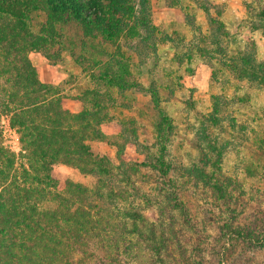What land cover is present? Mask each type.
<instances>
[{
	"label": "trees",
	"instance_id": "trees-1",
	"mask_svg": "<svg viewBox=\"0 0 264 264\" xmlns=\"http://www.w3.org/2000/svg\"><path fill=\"white\" fill-rule=\"evenodd\" d=\"M148 6L149 0H0V264H129L125 255L134 249L133 241L157 239L155 225L143 231L139 224H148L147 219L131 204L124 207L130 203L127 189L139 194L132 176L141 170L156 175L159 191L168 190L170 208H179L190 224L170 176L176 169L167 159L173 124L159 109L154 86L148 88L152 104L147 109L153 144L143 141L142 163L124 162L122 146H114L116 162L95 155L88 145L108 141L102 127L115 120L110 112L118 105L113 93L120 96L141 87L132 79L131 59L124 57L118 43L133 29L143 32L137 36L141 44L147 41L154 30ZM201 8L208 17L209 9ZM260 14L264 23V13ZM31 53H40L52 65L68 56L81 69L91 86L75 96L79 112L65 109L59 89L39 80ZM233 59L237 77L264 87V63L245 52ZM200 118L195 146L199 160L182 172L207 190L213 208L230 214L215 238L222 244L228 237L217 255L226 260L238 248L233 264H255L247 256L264 254V211L253 212L243 226L234 224L238 214L229 205L232 197L219 167L223 147L217 148L207 129V122L217 126L218 120L214 115ZM3 121L18 137L17 153L4 145ZM202 143L215 159L204 153ZM57 165L75 169L91 185L59 175ZM114 181L121 185L116 187ZM142 199L151 204L148 196L142 194ZM161 248L152 250L165 264Z\"/></svg>",
	"mask_w": 264,
	"mask_h": 264
},
{
	"label": "rangeland",
	"instance_id": "rangeland-1",
	"mask_svg": "<svg viewBox=\"0 0 264 264\" xmlns=\"http://www.w3.org/2000/svg\"><path fill=\"white\" fill-rule=\"evenodd\" d=\"M201 5L209 7L208 17L199 13ZM148 8L154 30L147 41L141 44L137 36H143V32L133 29L118 43L124 57L131 59L128 66L132 79L141 87L120 96L113 93L118 105L115 104L110 112L115 120L102 127L108 141H91L88 145L95 155L107 156L116 162L114 146H122L124 162L142 163L143 141L153 144L147 109L152 104L148 88L154 86L159 109L173 124L167 159L176 169L170 176L176 181L177 199L184 203L190 224L179 208H170L173 202H170L168 190L159 191L156 175L141 170L132 176L139 194L127 189L130 203L124 207L131 204L135 212L147 219L148 224L143 226L137 222L143 231H147L146 226L155 225L157 239L154 243L133 241L134 249H129L125 261L160 264L152 250L160 245V256L165 264H197L198 261L233 264L236 251L240 253V249L233 250V255L224 260L225 256L217 252L228 237L222 244L215 243L219 228L230 214L213 208V199L207 190L200 184H192L182 170L199 160L195 146L200 117L214 115L218 125L207 122V129L217 148L223 147L219 167L232 197L229 205L238 214L234 224L243 226L253 212L264 211V87L237 77L231 68L239 52L249 53L256 63H264V23L260 14L264 13V0H247L238 17L234 8L226 4L211 7L208 0H149ZM256 26L260 29L254 31ZM29 59L37 69L39 80L59 89L64 108L71 113L79 112L75 96L91 85L70 57L64 56L55 65L40 53H31ZM1 124L4 145L19 152L18 137L9 130L6 121ZM134 136L139 146L133 145ZM202 147L209 158L215 159L212 150L203 143ZM150 151L154 152L155 148ZM54 168L59 175L74 182L91 185L89 178H83L73 168L63 165ZM113 183L116 187L117 183L121 185ZM122 187L125 190L123 184ZM142 194L151 201L149 206ZM243 254L248 253L244 251ZM247 257L255 264L264 260L263 253Z\"/></svg>",
	"mask_w": 264,
	"mask_h": 264
},
{
	"label": "crops",
	"instance_id": "crops-1",
	"mask_svg": "<svg viewBox=\"0 0 264 264\" xmlns=\"http://www.w3.org/2000/svg\"><path fill=\"white\" fill-rule=\"evenodd\" d=\"M208 1H209V4L211 7L219 6V5L221 6V5L226 4L229 6V8H231V7L234 8V10H235L234 14L238 17L242 14V4L244 2H246L247 0H208ZM234 5H237V6H234ZM202 6H205L208 9H209V7L207 5H201L200 7H198L199 13L203 12V14L206 16L204 10L201 8ZM238 8H239V10H238ZM244 12H246V11L244 10ZM258 29H260V28H258ZM254 31H256V30H254Z\"/></svg>",
	"mask_w": 264,
	"mask_h": 264
}]
</instances>
